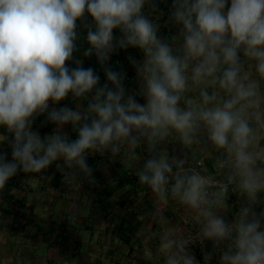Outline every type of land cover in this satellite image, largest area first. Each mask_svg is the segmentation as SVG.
<instances>
[{"label":"clouds","instance_id":"clouds-1","mask_svg":"<svg viewBox=\"0 0 264 264\" xmlns=\"http://www.w3.org/2000/svg\"><path fill=\"white\" fill-rule=\"evenodd\" d=\"M157 15L154 0H0V147L11 149L10 160L0 152V192L18 172L39 174L53 164L69 182L95 184L89 154L116 161L125 145H146L139 184L198 213L200 241L226 249L220 264H264V211H255L264 203V91L245 70L254 62L264 80V0H173L168 22L178 33L170 37L159 35ZM78 21L89 45L83 55H95L104 69L102 86L81 60L67 65L78 51ZM129 47L144 57H129L140 82L133 94H126V74L106 66ZM69 95L87 105L55 107ZM45 113L56 127L41 137L32 125ZM69 124L76 139L63 131ZM170 137L182 158L162 147ZM199 144L221 150L227 175L219 191L186 169L187 149ZM230 186L243 197L232 222L223 213ZM158 218L169 223L163 213ZM158 247L164 264H199L189 243L167 231Z\"/></svg>","mask_w":264,"mask_h":264},{"label":"crops","instance_id":"crops-1","mask_svg":"<svg viewBox=\"0 0 264 264\" xmlns=\"http://www.w3.org/2000/svg\"><path fill=\"white\" fill-rule=\"evenodd\" d=\"M154 2L158 6L154 19L161 26L159 35H176L178 28L168 22L173 0ZM86 19L91 23V17ZM78 33V51L67 65L75 68V60H81L84 68H92L100 77L102 86L107 82L103 67L95 55H83L89 45L86 30L79 21ZM114 36H120L119 30H114ZM129 57L137 61L144 58L137 48L117 49L106 66L126 74V94H133L138 91L140 82ZM118 60H123L125 65L118 67ZM245 70L264 91V80L255 72L254 62L246 63ZM127 77L131 79L129 86L125 84ZM136 99L141 104L145 102L141 96ZM77 103L87 105V101H76L69 95L55 107L67 106L74 110ZM46 116V113L38 116L32 125L33 131H38L41 137L51 135L56 127L46 121ZM4 131L0 129V133ZM63 131L70 139L77 138L70 124L65 125ZM162 147L169 155L183 156L184 149L176 139L170 137ZM2 151L8 153L10 160V147H0ZM187 154L186 160H204L206 173L221 160V150L210 144L195 145L187 149ZM147 158L146 145L142 144L132 148L125 145L116 161H112L108 153L89 154L87 162L93 169L95 184L82 177L79 182H69L55 164L48 173L18 172L0 192V264H164L158 241L160 234L166 231L174 238L186 240L199 264H220L226 249L214 248L210 240L200 241L203 221L198 213L173 199L161 201L148 186L139 184L137 172ZM121 159L128 164L122 165ZM258 196L264 201V192ZM242 198L234 188L228 192V203L223 209L226 221H233ZM149 210L156 215L150 217ZM255 211L257 214L264 211V203L257 204ZM159 213H163L168 224L160 221Z\"/></svg>","mask_w":264,"mask_h":264},{"label":"built area","instance_id":"built-area-1","mask_svg":"<svg viewBox=\"0 0 264 264\" xmlns=\"http://www.w3.org/2000/svg\"><path fill=\"white\" fill-rule=\"evenodd\" d=\"M116 65L118 67H122L125 65L123 60H118L116 62ZM130 77L126 78V85H130ZM220 163V162H219ZM219 163L215 167H211L209 173L204 172V169L206 168V164L204 160H197V161H189L186 160V169H189L190 171H195L202 176L206 177L209 180V187L213 190L219 191L221 185L225 182L226 180V170L221 169L219 167ZM233 189L231 186L229 187V191Z\"/></svg>","mask_w":264,"mask_h":264},{"label":"rangeland","instance_id":"rangeland-1","mask_svg":"<svg viewBox=\"0 0 264 264\" xmlns=\"http://www.w3.org/2000/svg\"><path fill=\"white\" fill-rule=\"evenodd\" d=\"M209 166V165H208ZM51 171V167H49V169H47L45 172L48 173Z\"/></svg>","mask_w":264,"mask_h":264}]
</instances>
